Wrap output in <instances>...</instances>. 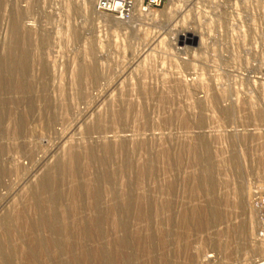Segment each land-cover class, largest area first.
<instances>
[{"label":"rangeland","instance_id":"rangeland-1","mask_svg":"<svg viewBox=\"0 0 264 264\" xmlns=\"http://www.w3.org/2000/svg\"><path fill=\"white\" fill-rule=\"evenodd\" d=\"M83 1L0 0V257L252 263L264 253V0H227V12L206 0H140L142 12L122 15ZM200 11L223 17L212 29L238 40L232 49L241 39L256 51L241 50L213 91L225 89V114L208 86L174 85L167 65L165 85L160 65L135 76L150 43ZM119 201L129 202L120 223Z\"/></svg>","mask_w":264,"mask_h":264},{"label":"bare ground","instance_id":"bare-ground-1","mask_svg":"<svg viewBox=\"0 0 264 264\" xmlns=\"http://www.w3.org/2000/svg\"><path fill=\"white\" fill-rule=\"evenodd\" d=\"M95 1H97L96 2V4H95ZM207 2H209L210 4H212V5H215V4H217L218 5V7H219V10L218 11H220V12H223V11H225V12H227L226 10H227V0H206ZM229 1V0H228ZM130 2H131V7H132V12H136V10H137V12H142V11H140L141 9H140V6H139V8H135L136 6V4H137V6H138V2L140 3V0L138 1V0H136V2H135V0H130ZM134 2H135V4H134ZM243 2V1H242ZM251 2V1H250ZM258 2V1H257ZM93 3H94V9L96 10V12H99V13H101L99 10V8L100 7H108V3H107V1L106 0H84L83 1V6H87L88 7V5L90 6V7H92V5H93ZM250 4V3H249ZM216 5V6H217ZM235 6V5H234ZM233 6V7H234ZM251 6V5H250ZM195 9H197V8H195ZM199 9V8H198ZM214 9V8H213ZM213 9H211L212 10V13H214L213 12ZM217 9V8H216ZM263 9V8H262ZM86 10V9H85ZM93 10V9H92ZM210 10V9H209ZM238 10V9H237ZM248 10V9H247ZM246 10V11H247ZM206 12H207V10H205ZM215 11H217V10H215ZM251 11V10H250ZM201 12H203V11H200V15L202 16V14H204L205 15V13H201ZM210 12V14H211V11H209ZM247 13V12H246ZM198 14V16H200L199 15V13H197ZM264 14V13H263ZM208 14H206L205 16H207ZM212 15V14H211ZM215 15V14H214ZM251 15V14H250ZM252 15H254V14H252ZM198 16H196V18H198V19H196V23L194 22V25H189L188 24V26H186L185 27V25H184V27H180V29H178V30H176L174 33H172V35L171 36H168L167 38H157V40L156 41H154L153 43H150V46H152L150 49H149V53L147 54V55H145L143 58H141V63L137 66V70L135 71L136 73H135V76L137 77V78H140V77H138L139 75H141L140 73H142V71H147V69L148 70H150V73H151V70H153V68H155V65H158V67H159V65H160V73L159 74H157V75H160V79L159 78H157V79H159L162 83L164 82V80H166V78H168L167 76V74L169 73V76L171 77H169L170 79H172V82L174 83V85L175 84H179L178 86L180 87L181 85H183L184 87L186 86H190V88H196V87H202L203 88V85H205L204 86V88L203 89H205L207 86V88L206 89H208L209 90V92H211V93H207L206 94V96L208 95V94H211L212 96H210V95H208L207 97H211V104H212V106L213 107H215V108H217L220 112H223V114H225V89H222V91H220L219 93H213V91H215V89H216V86L218 87V81H219V79L220 78H222V76H223V78H224V76H225V72H228L227 70H225V67H227L228 65H231V64H233L235 61H238V60H241V56H240V52H241V50L243 51V50H245V49H247L250 53H254V51L255 50H253V47H251L250 45L249 46H246L245 44H246V42L244 43V41L243 40H239V41H241V42H239V45L237 46V45H235V46H237V48L235 47L234 49H235V51H234V49H232L233 47H232V45L234 44V43H236V42H238V40L235 42L234 41V39L233 40H231V41H233L234 43L231 45V42H230V40H227L228 38H227V35L226 34H228L227 33V31L225 32V29L222 31V33H221V29H220V31L218 30L217 31V29L216 28H218V27H220V28H222L221 27V25H220V21L222 20V16L220 17V16H217L216 17V19L215 18H212L211 16H207V18L208 19H210V20H206V22H204V21H202V20H200V21H202V23L200 22V23H198L199 21H197V20H199V18L200 17H198ZM205 16H202V17H205ZM245 16V15H244ZM258 16V15H257ZM215 17V16H214ZM251 17V16H250ZM254 17V16H253ZM256 17V16H255ZM254 17V18H255ZM238 18V17H237ZM248 18H249V16H248ZM108 20V18H105V20ZM110 19V18H109ZM206 19V18H205ZM205 19H203V20H205ZM246 19H247V17H246ZM250 20H251V18H249ZM261 19H263V18H261ZM106 20V21H107ZM111 20V19H110ZM220 20V21H219ZM244 20V19H243ZM255 20V19H254ZM252 21V20H251ZM110 22V21H109ZM208 22V23H207ZM222 22V21H221ZM254 21H252V23H253ZM115 24L117 23V24H121V25H119V26H122V23L123 22H121V21H115L114 22ZM198 23V24H197ZM207 23V24H206ZM214 25H216V26H214V27H216V28H214V29H212L213 27V24ZM228 23V22H227ZM13 24V23H12ZM125 24V23H124ZM253 25H254V23H253ZM253 25L251 24V22H250V24L248 25L247 24V28L248 29H250L251 28V30H252V27H253ZM124 27H126L125 25H123ZM182 26V25H181ZM226 26H228L227 24H226ZM256 26V25H255ZM254 26V27H255ZM230 28H232L231 26H229ZM223 28H226L225 27V25H224V27ZM228 28V27H227ZM226 28V29H227ZM253 29H255V28H253ZM232 31V30H231ZM253 32V31H252ZM264 32V31H263ZM15 33V32H14ZM231 33V32H230ZM262 33V32H261ZM235 34V33H234ZM263 36V35H262ZM231 37L229 36V39H230ZM240 38V37H239ZM245 38V37H244ZM243 38V39H244ZM264 38V37H263ZM238 39V38H237ZM246 40V39H245ZM209 42H211L210 44H215L214 46H216L215 48V51L213 52V54L211 55V54H207V55H204V53H205V49L206 48H208L207 47V45H208V43ZM252 44V43H251ZM262 44V43H261ZM213 46V47H214ZM256 46V45H255ZM213 47H212V49H213ZM245 47H247V48H245ZM262 49V48H261ZM145 50V49H144ZM246 50V51H247ZM258 51V50H257ZM256 52V51H255ZM248 53V52H247ZM14 54V53H13ZM146 54V53H145ZM104 55V54H103ZM248 55V54H247ZM246 55V56H247ZM101 57H103V56H101ZM140 57V56H139ZM248 57V56H247ZM253 59V58H252ZM259 61V60H258ZM260 62V61H259ZM262 62V61H261ZM166 63H168V64H166ZM238 64V63H237ZM259 64V63H258ZM165 65H167V67L169 68L168 70L170 71L171 69L170 68H173V66L175 67V69H177V70H179L178 72H177V70L175 71V70H171L170 72L168 71V73H167V67L165 68ZM257 66H260V65H257ZM256 66V67H257ZM2 67V66H1ZM7 67V66H6ZM180 67V69H178ZM196 67H199V69L200 70H202L203 72L202 73H200V74H198V76H196V74H194L195 72L193 71V69L195 70L196 69ZM254 67V66H253ZM255 67V68H256ZM5 68V67H4ZM21 68V67H20ZM157 68V67H156ZM260 68V67H259ZM258 68V69H259ZM181 69H183L184 70V72L183 73H181L182 71H181ZM262 69V68H261ZM155 70H158V68L157 69H155ZM154 70V71H155ZM92 71V70H91ZM194 73H193V72ZM264 71V70H263ZM148 72V71H147ZM153 72V71H152ZM234 72V71H233ZM145 73V72H144ZM155 73H156V71H155ZM205 73V74H204ZM147 74V73H146ZM145 74V75H146ZM133 75V74H132ZM167 75V76H166ZM204 75H207V76H204ZM203 76L205 77V79L203 78ZM187 77H189V78H187ZM206 77H207V79H206ZM137 78H136V81H137ZM143 78V77H142ZM154 79H155V77H153ZM258 78H259V76H258ZM128 79V78H127ZM157 79H155V80H157ZM125 80V79H124ZM142 81H143V79H141ZM168 80V79H167ZM167 80L165 81L166 83H168L167 82ZM206 80V81H205ZM122 81V80H121ZM126 81V80H125ZM125 81H122V84H125ZM158 81V80H157ZM221 81V80H220ZM128 82H129V80H128ZM138 83L139 82H141V81H139V79H138V81H137ZM136 82V83H137ZM161 82H158V83H161ZM164 82V83H165ZM171 82V83H172ZM131 83H132V81H131ZM156 83V82H155ZM157 83V84H158ZM162 83H161V86H162ZM163 83V85H165ZM170 83V84H171ZM259 83V82H258ZM127 84V83H126ZM140 84V86H142V84L144 85V82H142V83H139ZM215 84H217V85H215ZM128 85V84H127ZM120 86V85H119ZM124 86V85H123ZM138 86V85H137ZM139 87V86H138ZM261 87V86H260ZM128 88H129V86H128ZM130 88H131V86H130ZM137 88V87H136ZM141 88V87H140ZM140 88H138V90L140 89ZM225 88V87H224ZM234 88V87H233ZM263 88V87H262ZM142 89H144V87L143 88H141L140 90H142ZM218 89V88H217ZM197 90V89H196ZM242 91V90H241ZM140 92V91H139ZM191 92H193V91H191ZM198 92H201V90L200 91H198ZM205 92V91H204ZM207 92V91H206ZM227 92H228V90H227ZM102 94V93H101ZM100 94V95H101ZM238 94V93H237ZM196 95V94H195ZM200 95V94H199ZM198 95V96H199ZM230 95V94H229ZM234 95H235V93H234ZM109 96V95H108ZM202 96V95H201ZM205 96V95H204ZM112 97V96H111ZM206 97V98H207ZM227 97H228V95H227ZM230 97V96H229ZM228 97V98H229ZM107 98V97H106ZM232 98V97H231ZM230 98V99H231ZM205 99V98H204ZM203 97H197L196 98V101H197V103H202V102H204L203 100ZM208 99V98H207ZM253 99V98H252ZM133 101V100H132ZM237 101V100H236ZM247 101V100H246ZM264 101V100H263ZM231 102H233L232 100H231ZM258 102V101H257ZM250 103V102H249ZM253 104V103H252ZM103 105V104H102ZM263 106V105H262ZM105 107V106H104ZM135 107V106H134ZM249 107V106H248ZM231 109V108H230ZM120 112V111H119ZM124 113V112H123ZM111 114V113H110ZM123 115V114H122ZM128 115V114H127ZM121 117V116H120ZM123 117V116H122ZM203 134V133H202ZM151 138V137H150ZM160 141V140H159ZM113 142V141H112ZM72 159V158H71ZM146 171V170H145ZM144 172V171H143ZM43 182V181H42ZM251 188V187H250ZM130 195V194H129ZM248 195H250L249 194V190L247 191V196ZM128 196V195H127ZM126 196V197H127ZM125 197V198H126ZM123 198V197H122ZM131 198V197H130ZM117 199H119V198H117ZM121 200V199H120ZM124 200V199H123ZM128 200V199H127ZM120 203V201L119 202H116V205L118 204V205H120L119 207L118 206H114L113 207V211L115 212V213H117V215L118 216H116V219L117 220H119L118 222L120 223V221H121V216H120V212H124V211H127L128 209H129V202H126L124 205L123 204H119ZM111 205V204H110ZM122 206V207H121ZM129 211V210H128ZM137 211V210H136ZM127 213V212H126ZM121 214H123V213H121ZM11 215V214H10ZM8 216V215H7ZM115 216V215H114ZM10 218V217H9ZM250 218V217H249ZM113 219V218H112ZM13 220V219H12ZM115 220V219H114ZM118 223V224H119ZM13 226V225H12ZM6 227V226H5ZM247 227V226H246ZM258 227V226H257ZM254 228V227H253ZM3 229V228H2ZM122 229H123V227H122ZM7 230V229H6ZM124 230V229H123ZM4 232V231H3ZM120 232V231H119ZM126 232V231H125ZM247 232V231H246ZM130 234V233H129ZM4 235V234H3ZM7 235V234H6ZM122 237V236H121ZM124 237V236H123ZM126 238V237H125ZM122 239V238H121ZM255 239V238H254ZM35 242V241H34ZM9 243V242H8ZM40 244H43V243H41V242H39ZM39 243H36L35 245H37V244H39ZM253 243V242H252ZM10 244V243H9ZM42 246V245H41ZM40 246V247H41ZM252 246V245H251ZM144 247V246H143ZM142 247V248H143ZM4 248H6L5 246H4ZM4 248H3V252H4ZM42 248V247H41ZM45 248V247H44ZM255 248V247H254ZM1 251V252H2ZM6 251V250H5ZM8 251V250H7ZM261 252H262V254L255 260V261H253L252 263H249V264H264V253H263V249L262 250H260ZM259 251V253H261ZM4 253H2V255H3ZM0 256H1V254H0ZM0 264H13V262L10 260V258L8 257V258H4V256L3 257H0Z\"/></svg>","mask_w":264,"mask_h":264},{"label":"built area","instance_id":"built-area-1","mask_svg":"<svg viewBox=\"0 0 264 264\" xmlns=\"http://www.w3.org/2000/svg\"><path fill=\"white\" fill-rule=\"evenodd\" d=\"M108 7H100V12H114L122 15L127 14L131 2L130 0H106Z\"/></svg>","mask_w":264,"mask_h":264}]
</instances>
